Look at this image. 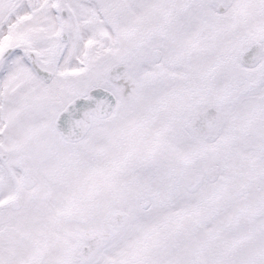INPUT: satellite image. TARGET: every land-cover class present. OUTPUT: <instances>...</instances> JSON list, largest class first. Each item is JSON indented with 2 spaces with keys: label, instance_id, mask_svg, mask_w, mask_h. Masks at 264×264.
<instances>
[{
  "label": "rangeland",
  "instance_id": "rangeland-1",
  "mask_svg": "<svg viewBox=\"0 0 264 264\" xmlns=\"http://www.w3.org/2000/svg\"><path fill=\"white\" fill-rule=\"evenodd\" d=\"M210 1L0 0V51L11 48L0 63V264H70L116 211L123 227L83 264H264L257 202L233 199L264 204V81L239 94L264 65V0ZM253 40L262 59L247 69L239 51ZM114 64L127 68L119 81ZM94 86L116 104L67 143L54 119ZM208 103L223 112L217 135L193 137L187 123Z\"/></svg>",
  "mask_w": 264,
  "mask_h": 264
},
{
  "label": "water",
  "instance_id": "water-1",
  "mask_svg": "<svg viewBox=\"0 0 264 264\" xmlns=\"http://www.w3.org/2000/svg\"><path fill=\"white\" fill-rule=\"evenodd\" d=\"M210 2H215L211 0ZM221 3H217V10H221ZM62 16L66 15L65 9L61 10ZM60 40L67 38V27L62 25L60 28ZM260 42L253 41L247 47H244L239 51V62L244 66L253 67L259 63L261 59L260 55ZM11 51L10 47H4L0 52V63ZM161 55L160 50H152L151 56L153 60H158ZM34 72L41 76L45 81L50 80L52 72L40 67L34 59L30 61ZM122 64H116L111 66L108 71V79L117 81L124 77L126 68ZM264 81V67L261 68L257 75L249 80L240 90L239 94L256 89ZM115 94L101 86H95L90 88L87 93L83 95H77L72 98L56 115L54 120V126L58 131L62 139L67 142H76L80 140L90 129L93 117L106 118L112 112V109L116 103ZM220 109L214 105L206 104L195 112L191 120L187 124V128L194 136L201 137L205 134H210L219 123L222 117ZM216 133L211 135V138L215 137ZM5 154L2 158H5ZM192 183L186 184L185 189L189 192L195 191L202 183L203 174L198 173L194 177ZM34 176L27 173L24 177L22 184L24 187H31L35 183ZM20 205L19 199H15L11 208H17ZM124 221V214L121 212H113L110 223L107 225V229L104 232L86 235L85 242L79 245L76 259L82 263L88 261L93 254L101 247V244L109 241L114 237L122 226ZM70 264H74L72 261Z\"/></svg>",
  "mask_w": 264,
  "mask_h": 264
},
{
  "label": "flooded vegetation",
  "instance_id": "flooded-vegetation-1",
  "mask_svg": "<svg viewBox=\"0 0 264 264\" xmlns=\"http://www.w3.org/2000/svg\"><path fill=\"white\" fill-rule=\"evenodd\" d=\"M33 59V58H32ZM32 59H31V61H32ZM261 59H262V56H261ZM264 67V65H262L261 67H259V70L261 69V68H263ZM258 70V71H259ZM257 71V72H258ZM28 173V172H27ZM226 173H227V175H228V171H226ZM226 194H228V193H226ZM228 196H229V194H228ZM228 196H225V199H227L228 198ZM247 195H239V194H235V195H233V199H234V201L236 202V203H239L240 202V200H246V201H248V200H252V201H255V202H257V203H255L254 204V209H252V212H253V216H261L262 218H264V212H263V206L262 205H264L263 204V201H262V197H261V194L259 195V197H258V195L257 194H255L254 196L252 195V197L251 198H247L246 197ZM227 200H231V198H228ZM230 205V204H229ZM229 207V206H228ZM227 209V208H226ZM225 210V209H224ZM223 210V211H224ZM76 252H77V250L75 251V253L72 255V260H74V262L76 263L77 261H75V258H76ZM260 255L262 256V257H264V249H262L261 250V252H260ZM78 263V262H77ZM224 264H233L231 261L230 262H227V263H224ZM237 264H243V262L240 260L239 262H237Z\"/></svg>",
  "mask_w": 264,
  "mask_h": 264
}]
</instances>
